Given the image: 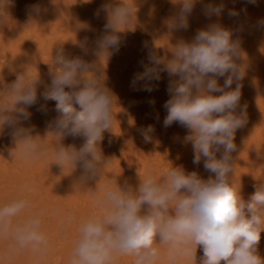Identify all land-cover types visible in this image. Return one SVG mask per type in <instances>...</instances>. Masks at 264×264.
Listing matches in <instances>:
<instances>
[{"label":"clouds","instance_id":"9594fccd","mask_svg":"<svg viewBox=\"0 0 264 264\" xmlns=\"http://www.w3.org/2000/svg\"><path fill=\"white\" fill-rule=\"evenodd\" d=\"M198 3L206 19L217 20L198 29L191 42L178 41L170 59L162 58L155 44L150 49L144 45L147 61L141 62L142 70L134 74L130 84L134 90L151 93L162 73L171 78L162 126L175 122L185 128L188 134L183 141L191 143L192 163L199 166L203 162L204 171L211 175L204 180L183 166L172 167L159 179L149 173L135 185L126 180L116 187H105L102 194L94 191L92 198L100 214L80 224L69 264H113L125 255L135 257L133 264H156L161 258L160 247H166L168 264L191 259L196 264H264L258 251L264 233V183L255 185L244 199L230 179L236 164L233 154L238 152L236 133L248 123L247 104H241L247 65L236 31L219 20L224 14L238 19L246 9H228L223 0H180L173 3L176 11L169 27L187 31ZM246 3L254 5L256 0ZM134 8L138 10L134 12ZM101 9L106 23L93 53L98 62L105 55L108 61L119 51L123 35L132 31L129 25L139 11L136 0L134 4L108 0ZM32 11L39 14V6H33ZM256 23L264 26V19ZM54 64L50 84L26 71L7 86L0 100V133L8 130L14 145L11 149H17L24 163L46 158L48 146L36 139V129L28 124L32 115L28 109L37 107L47 114V102L54 101L58 115L48 122L47 131L60 138L54 164L61 172L66 165L73 173L79 171L77 181L95 188L110 163L101 143L105 133L112 132L115 96L104 84V72H91L93 65L84 59H67L64 50L58 49ZM221 78L222 84L218 83ZM137 84L142 87L136 89ZM41 86L44 90L38 94ZM41 99L44 103H39ZM153 132V126L148 125L140 134L148 142ZM69 136L82 139V144L65 146L62 141ZM28 207L30 202L24 198L0 206V238L11 236L16 253L30 248L43 257L48 239L41 231L39 217L12 223ZM74 219L69 216V223ZM198 249L202 253L199 257Z\"/></svg>","mask_w":264,"mask_h":264},{"label":"rangeland","instance_id":"374dc122","mask_svg":"<svg viewBox=\"0 0 264 264\" xmlns=\"http://www.w3.org/2000/svg\"><path fill=\"white\" fill-rule=\"evenodd\" d=\"M107 2L0 0V100L16 75L26 71L31 76L39 75L50 84L58 49L64 50L67 59L80 57L93 65L91 72L102 70V79H106L104 84L115 96L112 132H106L101 143L103 154L110 163L105 166L95 188L77 181L79 171L73 173L66 165L61 172L54 164L60 138L47 133L48 122L58 115L54 101L47 102V114L38 111L37 107L28 109L32 114L28 124L36 129V139L48 146L46 158L24 163L17 149H11L14 145L8 130L0 133V206L27 199L30 207L13 219V225L38 216L41 231L48 239L47 254L41 257L30 248L16 253L12 250L15 242L11 236L0 238V264H69L79 238L80 224L89 216L100 214L92 198L94 191L102 194L105 187H116L117 183L126 180L135 185L149 173L159 179L172 167L183 166L186 172L195 171L204 180L211 175L204 171L203 162L199 166L192 163L191 143L183 141L187 130L175 122L167 128L162 126L167 114L163 105L170 98L168 85L171 78L162 73L160 81L152 85L155 90L151 93L134 90L130 82L134 74L142 70L141 62L147 61L144 45L150 49L155 44L159 55L165 60L170 59L178 41L191 42L198 29L217 18L206 19L198 3L189 18L188 30L173 31L168 21L176 11L173 3L180 0H136L139 11L129 25L132 31L123 35L118 52H113L108 61L105 55L98 62L93 53L106 23L101 5ZM111 2L118 4L121 0ZM126 2L134 4L135 0ZM213 2L220 3L221 0ZM223 3L228 9H246L238 19H230L224 14L219 22L236 31L241 40V56L247 65L241 104H247L248 123L236 133L238 152L233 154L236 164L230 177L233 186L247 199L255 185L264 183V155H261L264 154V26L256 23L264 19V0H256L254 5L246 0H223ZM33 6H39V14L32 11ZM137 10L134 8V12ZM82 42H86L84 48ZM218 83L222 84L223 78ZM140 87L141 84L135 86L136 89ZM43 90L41 86L38 94ZM39 103L44 101L41 99ZM148 125L153 126L154 132L151 140L145 142L140 133ZM62 143L79 147L82 139L69 136ZM9 150L13 158H10ZM217 155L219 157V153ZM69 216L75 217L70 223ZM258 251L264 256V233ZM160 252L161 258L156 264H168L166 247H160ZM201 254L198 249L197 256ZM134 259L131 255L120 256L113 264H133ZM181 264H196V261L191 259Z\"/></svg>","mask_w":264,"mask_h":264}]
</instances>
